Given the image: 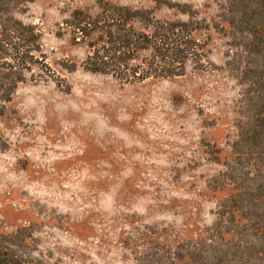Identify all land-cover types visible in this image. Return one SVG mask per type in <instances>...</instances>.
I'll list each match as a JSON object with an SVG mask.
<instances>
[{
    "label": "rangeland",
    "instance_id": "1",
    "mask_svg": "<svg viewBox=\"0 0 264 264\" xmlns=\"http://www.w3.org/2000/svg\"><path fill=\"white\" fill-rule=\"evenodd\" d=\"M21 1L56 80L20 84L0 114V233L30 236L33 264H183L176 245L205 235L234 191L222 173L245 85L225 67L230 38L207 31L213 70L187 61L183 74L129 82L85 70L89 48L65 25L98 0ZM108 1L157 18H186L166 5L181 4L227 25L219 0Z\"/></svg>",
    "mask_w": 264,
    "mask_h": 264
},
{
    "label": "trees",
    "instance_id": "2",
    "mask_svg": "<svg viewBox=\"0 0 264 264\" xmlns=\"http://www.w3.org/2000/svg\"><path fill=\"white\" fill-rule=\"evenodd\" d=\"M21 3L0 0V114L20 84L56 80L45 71L40 31L17 16ZM166 5L186 18H157L148 9L98 0L93 11L74 9L65 25L89 48L85 70L129 82L183 74L187 61L194 69L213 70L204 52L207 31L230 38L225 67L245 85L234 157L222 173L234 191L220 201L206 234L178 243L174 256L183 264H264V0H219L216 16L226 26L216 18H199L185 5ZM5 145L0 136V150ZM28 237L22 230L0 233V264H33Z\"/></svg>",
    "mask_w": 264,
    "mask_h": 264
}]
</instances>
